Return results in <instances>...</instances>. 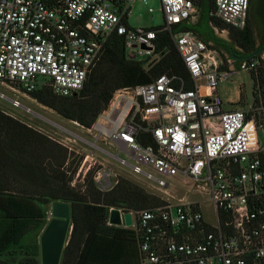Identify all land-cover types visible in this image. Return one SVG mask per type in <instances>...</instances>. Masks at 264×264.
I'll list each match as a JSON object with an SVG mask.
<instances>
[{
  "label": "built area",
  "instance_id": "built-area-1",
  "mask_svg": "<svg viewBox=\"0 0 264 264\" xmlns=\"http://www.w3.org/2000/svg\"><path fill=\"white\" fill-rule=\"evenodd\" d=\"M194 1L160 0L163 24L147 29L128 20L132 6L148 0H0V85L23 96L48 86L69 97L83 89L111 35L123 40L127 60L148 70L165 56L156 50L157 35L170 33L193 87L187 90L180 76L160 75L120 89L98 132L120 143L125 158L115 159L157 191L176 181L193 183L205 196L208 217L200 201L182 198L119 210L117 227L132 231L138 264H264V140L257 135L264 134V81L254 60L240 63V70L253 73L252 103L223 109L217 86L233 72L230 60L192 32L171 33L197 18ZM213 2L211 17L246 27L250 0ZM106 176H95L102 191L113 187Z\"/></svg>",
  "mask_w": 264,
  "mask_h": 264
},
{
  "label": "trees",
  "instance_id": "trees-1",
  "mask_svg": "<svg viewBox=\"0 0 264 264\" xmlns=\"http://www.w3.org/2000/svg\"><path fill=\"white\" fill-rule=\"evenodd\" d=\"M194 3L198 9L196 21L175 25L171 33L192 32L222 56L233 58L240 53L228 52L227 42L214 32V28L226 29L232 44L248 55L247 62L258 61V71L264 81L261 54L250 27V9L255 0H250L243 30L228 27L211 17L213 0ZM263 3L264 0H259L258 5ZM156 50L165 52V56L146 70L143 62L127 60L123 40L111 35L79 93L60 97L50 87L41 86L28 96L61 117L90 129L120 89L148 84L160 75L180 76L186 81V89H191L190 75L170 33L157 35ZM250 76L254 78L252 72ZM69 155L66 147L0 110V220L10 222L9 238L5 235L7 240L0 247V264H37L40 254L24 248L20 241L27 233L26 223L43 220L41 208L53 202L71 206V234L60 264H138L132 231L109 225L110 211H140L164 202L123 178L111 189L102 191L95 182L93 169L86 172L81 184L72 187L76 169L68 167Z\"/></svg>",
  "mask_w": 264,
  "mask_h": 264
},
{
  "label": "rangeland",
  "instance_id": "rangeland-1",
  "mask_svg": "<svg viewBox=\"0 0 264 264\" xmlns=\"http://www.w3.org/2000/svg\"><path fill=\"white\" fill-rule=\"evenodd\" d=\"M258 2L259 0H255V3L250 9V27L253 33H256L259 27V18L257 14ZM149 8L153 10V13L148 12ZM128 23L132 28L155 29L162 26L163 22L160 12V0H148L147 5L142 3L134 4L131 8V15L129 17ZM214 32L219 38L230 40L228 31L226 29L220 30L219 28H214ZM222 57L224 62H226V60H230L231 66H234L231 75L224 82L219 83L217 86V92L224 101L223 109L225 111L241 110V97H244V99L247 101H250L251 99L253 80L249 72L240 70L239 67L235 66L236 61L234 59L228 58L227 56ZM260 59L262 60L264 67V52L260 55ZM255 62L259 65L258 61ZM42 81L43 79L40 78L39 82ZM0 93H3L6 97V99L0 97V110L5 114L17 119L27 126H32V129L38 131L48 138L51 136V138L57 141L56 143L66 141L67 138L70 139V142H67L71 145L70 148L72 149L69 150L67 148L70 152L68 167H71V170L76 169V173L74 174L72 181L74 186L82 183L85 176H83L85 171L93 169L95 171L94 178L96 175L99 177V173H101L102 176H106L108 174L106 177L109 179L111 185H114L119 178L126 179L142 188L149 195L160 199L164 203L166 201L175 203L177 200L182 198L188 201L198 200L204 206L205 216L208 217V209L206 208L205 203L202 202L205 196L200 195L195 191L193 183L189 181H176L170 185L166 192L157 191L154 188L153 183L141 176L133 174L129 166H124L116 159L108 157L99 152L97 148H94L89 144H85L84 141L93 143L92 141L99 137L100 134L98 130L102 121L101 116L103 113L100 114L92 128L86 131L81 129L77 123L61 117L53 110L42 106L28 95L23 96L18 93H13L1 85ZM13 101L18 102L19 106H14L12 103ZM107 110L108 108L105 111ZM66 125H68V128L71 127L72 129H77L79 131L76 134L74 133L75 135H71L64 130L67 129L65 128ZM257 135L259 139L264 140L263 133L258 131ZM101 137L103 138V136ZM112 152L121 159L125 158L123 153H118L115 150H112ZM91 153H95L97 156L95 161L88 159V156ZM130 163H134L133 159L130 160ZM78 175L80 176L78 177ZM41 210L44 214L43 220H32L27 222L25 228V232L27 233L20 241L24 248L35 250L39 254L40 235L48 221L51 219V216L49 215L50 204L42 207ZM9 225V221L0 220V247L4 246L5 239L7 240V238H4V236L7 235L9 238L7 234ZM37 264H41L40 257Z\"/></svg>",
  "mask_w": 264,
  "mask_h": 264
},
{
  "label": "water",
  "instance_id": "water-1",
  "mask_svg": "<svg viewBox=\"0 0 264 264\" xmlns=\"http://www.w3.org/2000/svg\"><path fill=\"white\" fill-rule=\"evenodd\" d=\"M51 219L43 229L40 238V261L41 264H60L62 253L71 234V206L68 203L53 202L50 204ZM124 224H132L131 215L123 214ZM108 223L119 226L120 211L111 209Z\"/></svg>",
  "mask_w": 264,
  "mask_h": 264
},
{
  "label": "crops",
  "instance_id": "crops-1",
  "mask_svg": "<svg viewBox=\"0 0 264 264\" xmlns=\"http://www.w3.org/2000/svg\"><path fill=\"white\" fill-rule=\"evenodd\" d=\"M197 19V18H196ZM196 19L194 20V22L196 21ZM239 65H240V62H235V66L236 67H239ZM234 66H231L230 67V69L232 70V69H234L233 68ZM218 93V92H217ZM252 99H253V94H252V92H251V99H250V101H247V100H245L244 99V97H241V100H240V105H241V107L242 108H240L241 110H244V109H246L247 107H249V105H251V103H252ZM223 103H224V101H223ZM72 123V122H71ZM28 126H30V125H28ZM68 125H66L65 126V128H67V129H64L67 133H70L71 135H75L79 130H77V129H72L71 127V129L70 128H68L67 127ZM79 126V125H78ZM30 127H32V126H30ZM81 129H83V130H86V131H88V129H85V128H83V127H81V126H79ZM75 133V134H74ZM49 138L51 139V140H53V141H55V142H57L55 139H53V138H51V136H49ZM67 142H70V139L69 138H67L66 139V141H63V142H59L58 144H60V145H62V146H64V147H66V148H68L69 150H72L70 147H71V145L69 144V143H67ZM93 143H90V142H88V141H84V143L85 144H89V145H91L92 147H94V148H97L98 149V151L99 152H101V153H103L104 155H106V156H108V157H112V158H114L115 159V157L114 156H116V154H114L113 152H112V150H115V151H117L118 153L120 152V150H121V145H120V143H118V142H116V141H113V140H108V139H106V138H102L100 135H99V137H97V138H95L93 141H92ZM88 159L89 160H96L97 159V156L95 155V153H91L89 156H88ZM66 165H67V162H66ZM87 171H85V173H86ZM85 173L83 174V176L85 175ZM80 175H78V177H79ZM95 179V178H94ZM71 186L73 187L74 186V184L72 183L71 184ZM99 187V186H98ZM100 188V187H99ZM100 190H101V188H100ZM109 224V223H108ZM110 225V224H109ZM121 228V227H120Z\"/></svg>",
  "mask_w": 264,
  "mask_h": 264
},
{
  "label": "flooded vegetation",
  "instance_id": "flooded-vegetation-1",
  "mask_svg": "<svg viewBox=\"0 0 264 264\" xmlns=\"http://www.w3.org/2000/svg\"><path fill=\"white\" fill-rule=\"evenodd\" d=\"M257 14L258 18H261V24L259 23V27L256 31V33H253V36L256 40V46L259 48L260 54L264 52V3L262 5H258L257 7ZM221 39V38H220ZM224 40V39H223ZM227 42L225 45L228 47V52H234L237 51L240 54H236L233 56V58L236 62H245L247 61L248 55L244 53V51L237 46H234L231 42V40H224Z\"/></svg>",
  "mask_w": 264,
  "mask_h": 264
},
{
  "label": "bare ground",
  "instance_id": "bare-ground-1",
  "mask_svg": "<svg viewBox=\"0 0 264 264\" xmlns=\"http://www.w3.org/2000/svg\"><path fill=\"white\" fill-rule=\"evenodd\" d=\"M98 176L100 177V176H102V174H101V173H99V174H98Z\"/></svg>",
  "mask_w": 264,
  "mask_h": 264
}]
</instances>
